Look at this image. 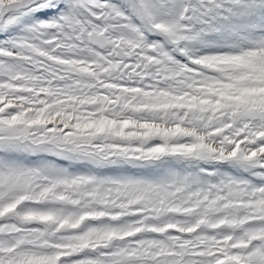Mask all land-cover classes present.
I'll use <instances>...</instances> for the list:
<instances>
[{
	"label": "snow or ice",
	"instance_id": "snow-or-ice-1",
	"mask_svg": "<svg viewBox=\"0 0 264 264\" xmlns=\"http://www.w3.org/2000/svg\"><path fill=\"white\" fill-rule=\"evenodd\" d=\"M0 264H264V0H0Z\"/></svg>",
	"mask_w": 264,
	"mask_h": 264
},
{
	"label": "rangeland",
	"instance_id": "rangeland-1",
	"mask_svg": "<svg viewBox=\"0 0 264 264\" xmlns=\"http://www.w3.org/2000/svg\"><path fill=\"white\" fill-rule=\"evenodd\" d=\"M137 171H139L140 173H146L147 172V170L146 169H140V170H133V173H130V174H134V173H136ZM106 174H114V173H111V172H107Z\"/></svg>",
	"mask_w": 264,
	"mask_h": 264
}]
</instances>
